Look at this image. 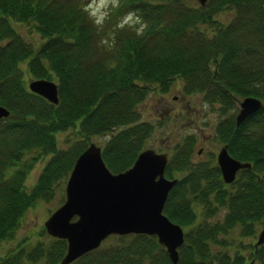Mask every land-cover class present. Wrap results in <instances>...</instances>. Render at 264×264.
I'll return each instance as SVG.
<instances>
[{"label":"trees","instance_id":"obj_1","mask_svg":"<svg viewBox=\"0 0 264 264\" xmlns=\"http://www.w3.org/2000/svg\"><path fill=\"white\" fill-rule=\"evenodd\" d=\"M206 4L118 0L97 24L83 0H0V104L10 111L0 117V241L15 236L35 200L66 182L92 136L109 134L100 146L111 171L131 166L154 126L139 109L151 90L165 92L181 78L185 93L204 92L222 112L235 96L264 100V0ZM226 8L231 18H217ZM129 12L144 23L140 30L119 23ZM15 23L42 40L32 42ZM24 61L33 77L57 78V103L28 88ZM69 126L80 137L59 149L55 132ZM216 127L232 156L251 165L227 183L215 158L190 159L192 136L176 142L164 173L177 180L163 212L184 229L177 263L155 234L127 233L109 235L112 242L69 264H264V243L254 242L249 254L226 248V235L253 236L262 224L264 102L238 126L228 114ZM42 154L48 160L27 190L26 175ZM66 244L50 234L25 237L0 254V264H61Z\"/></svg>","mask_w":264,"mask_h":264},{"label":"water","instance_id":"obj_2","mask_svg":"<svg viewBox=\"0 0 264 264\" xmlns=\"http://www.w3.org/2000/svg\"><path fill=\"white\" fill-rule=\"evenodd\" d=\"M201 5L207 0H197ZM28 88L53 103L58 102V85L44 78H32ZM262 106L254 95L239 100L235 123ZM0 104V117L9 115ZM168 154L152 147L142 149L132 165L119 172L106 165L101 146L94 141L76 157L65 184V199L45 219L48 234L65 238L66 251L60 263L68 264L98 247L110 234H155L173 263L179 258L178 248L184 241L183 227L163 212L169 190L177 178L165 176ZM223 180L231 182L236 171L250 167V162L232 156L225 146L217 154ZM264 243V216L255 247Z\"/></svg>","mask_w":264,"mask_h":264},{"label":"rangeland","instance_id":"obj_3","mask_svg":"<svg viewBox=\"0 0 264 264\" xmlns=\"http://www.w3.org/2000/svg\"><path fill=\"white\" fill-rule=\"evenodd\" d=\"M83 2H85L86 7L89 9L90 15L95 19L97 16H103L104 18L108 9L112 6L111 0H108L106 4H102V0H83ZM187 2L192 3L194 6L200 4L197 0H187ZM206 3H210V0H207ZM231 14V11L226 8L216 14V17L227 21L231 18ZM119 23L137 26V28H139L138 30H140L144 24L141 20L136 18L135 14L132 12L119 18ZM15 26L32 42L37 44L42 40L41 36L36 31L29 30L30 27L27 24L21 25L20 23H15ZM21 66L23 68L22 77L28 86L30 79L38 77H33L28 72L26 61H24ZM48 78L55 81L58 85L57 78L54 75ZM184 86L185 80L176 78L167 91L161 92L153 89L149 92L144 101L139 104L141 118L152 122L154 125L144 146L145 148L152 147L159 152L165 151L168 156H170V153L174 151L176 142L190 135L194 138V146L190 154V159L203 161L209 157L215 158L218 149L223 141H225L222 136L223 127L217 128L220 130L219 132L215 129V125L219 124L221 118H224L228 114L229 116L232 115L234 119V115L239 109V100L242 99V96H235V100L230 101L229 109L222 112L219 109L222 104L218 100V102L215 100L211 102L210 98L207 99L202 91L185 93V90H183ZM261 101L263 104L264 100L261 99ZM235 124L236 126L239 125L237 123ZM252 127L255 126L253 125ZM75 131L73 126H69L67 129L57 130L55 132L59 149H66L72 142L80 137ZM108 136L109 134L100 136L94 135L89 139V142L94 141L102 145ZM200 147H202V149H200ZM30 153H34V151L27 152L25 156L31 155ZM48 157L49 154L40 155L33 167L28 171L24 180V186L27 190L34 184L45 162L48 160ZM177 174L180 175L182 172H177L175 175ZM165 176L170 177L169 175ZM65 184V181L59 180L56 186L57 190L53 196L47 199L39 198L29 206L24 216H22L21 223L16 228L15 236L11 239L0 241V254L13 248L19 240L25 237L27 239H37L48 234L44 226V221L50 213L64 201ZM219 214H223V211ZM258 232L253 236H241L238 235L236 231H233L226 235L227 239L231 241L226 248L230 252L235 251L237 248L240 252L249 254V251L252 250L253 243L256 241ZM112 241L113 239L111 238L103 239L100 245Z\"/></svg>","mask_w":264,"mask_h":264},{"label":"clouds","instance_id":"obj_4","mask_svg":"<svg viewBox=\"0 0 264 264\" xmlns=\"http://www.w3.org/2000/svg\"><path fill=\"white\" fill-rule=\"evenodd\" d=\"M108 0H102V4H106ZM113 6H117V0H111ZM95 22L101 24L103 22V16H97Z\"/></svg>","mask_w":264,"mask_h":264},{"label":"flooded vegetation","instance_id":"obj_5","mask_svg":"<svg viewBox=\"0 0 264 264\" xmlns=\"http://www.w3.org/2000/svg\"><path fill=\"white\" fill-rule=\"evenodd\" d=\"M239 108V107H238ZM252 114V113H251ZM250 114V115H251ZM249 116V115H248ZM235 117H236V114L234 115V120H235ZM243 122V121H242ZM236 125V124H235ZM217 127H216V125H215V129H216ZM223 146H225L226 148H227V146H228V143H226L225 141H223V143H222V145L220 146V148L221 147H223ZM220 148L218 149V151H217V153H216V156H215V159H216V163L218 164V162H217V154H218V152H219V150H220ZM200 149H202V147H200ZM227 150H228V148H227ZM229 152V151H228ZM214 153V152H213ZM230 153V152H229ZM231 154V153H230ZM199 161V160H198ZM200 162V161H199ZM219 166V165H218ZM220 168V167H219ZM239 170V169H238ZM237 170V171H238ZM221 171V170H220ZM237 171H236V173H237ZM236 176V175H235ZM221 177H222V173H221ZM222 179H223V177H222ZM228 183V182H227Z\"/></svg>","mask_w":264,"mask_h":264}]
</instances>
